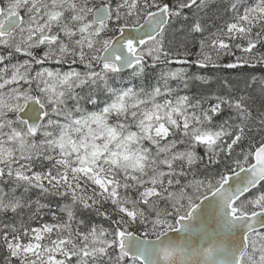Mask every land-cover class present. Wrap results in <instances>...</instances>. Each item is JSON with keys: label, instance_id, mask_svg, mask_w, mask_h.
I'll use <instances>...</instances> for the list:
<instances>
[{"label": "snow or ice", "instance_id": "1", "mask_svg": "<svg viewBox=\"0 0 264 264\" xmlns=\"http://www.w3.org/2000/svg\"><path fill=\"white\" fill-rule=\"evenodd\" d=\"M258 67L264 0H0V264H264Z\"/></svg>", "mask_w": 264, "mask_h": 264}, {"label": "trees", "instance_id": "2", "mask_svg": "<svg viewBox=\"0 0 264 264\" xmlns=\"http://www.w3.org/2000/svg\"><path fill=\"white\" fill-rule=\"evenodd\" d=\"M189 47H192V45H189ZM197 48L193 47V51H196ZM228 58H225V62H227ZM178 65L173 64L172 67H177ZM190 71L195 72L196 69L195 67H193ZM204 75H208L210 77H212L213 79H215V77L220 76V77H227V78H231L233 80H236L238 78L244 77V76H248L250 75H254L257 78L260 77H264V69L261 68H257L255 71H251L248 69H244V70H229V69H220V70H213V69H208L206 72L201 73ZM151 78V77H150ZM259 90L256 87V92L255 95L259 96ZM227 115H229V112L226 110L224 113V116L226 117ZM199 151H201L202 153V149H200ZM37 196V192L34 191L33 192V198H35ZM43 202V201H42ZM45 219H49V217H45Z\"/></svg>", "mask_w": 264, "mask_h": 264}, {"label": "rangeland", "instance_id": "3", "mask_svg": "<svg viewBox=\"0 0 264 264\" xmlns=\"http://www.w3.org/2000/svg\"><path fill=\"white\" fill-rule=\"evenodd\" d=\"M67 67V66H66ZM65 67V68H66ZM73 67H77V68H79L80 66H73ZM241 78H243V77H241ZM257 89L259 90V87L257 86ZM195 90V89H194ZM259 94V93H258Z\"/></svg>", "mask_w": 264, "mask_h": 264}, {"label": "flooded vegetation", "instance_id": "4", "mask_svg": "<svg viewBox=\"0 0 264 264\" xmlns=\"http://www.w3.org/2000/svg\"><path fill=\"white\" fill-rule=\"evenodd\" d=\"M66 67V66H65Z\"/></svg>", "mask_w": 264, "mask_h": 264}]
</instances>
